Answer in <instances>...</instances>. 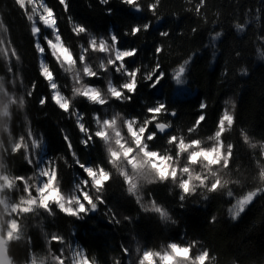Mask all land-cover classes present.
<instances>
[{"label": "trees", "instance_id": "16d2710c", "mask_svg": "<svg viewBox=\"0 0 264 264\" xmlns=\"http://www.w3.org/2000/svg\"><path fill=\"white\" fill-rule=\"evenodd\" d=\"M44 3L53 8L62 38L73 50L78 65L80 45L87 48L88 40L93 38L97 45L103 38L107 46L102 51H89L87 59L93 66H98L102 60L114 59L119 49L113 50L110 36L115 33L119 37V48L137 49L136 55L125 61L129 70L140 68L143 77L152 71L157 60L163 67L164 79L155 88H149L150 82L141 79L130 101L113 99L101 106L77 97L73 103L80 113L85 114L89 127L96 128L93 112L99 113L101 119L117 110L127 117L143 119L147 115L146 108L160 101L166 104L169 113H176L175 116L165 113L160 117L161 122L172 125L170 135L198 140L208 146L216 138L214 133L220 115L227 102L232 101L235 126L224 133L221 143L228 150L227 160L229 146L233 144L234 150L230 165L208 162L207 166L201 164L197 167L195 193L185 196L183 201L179 200L180 190L171 180L142 187V202L146 203L148 193H151L168 210V217L143 211L135 199L124 192L123 179L118 175L105 185V203L100 204L95 213L88 212L78 219L61 212L53 204L50 212L33 206V211L17 214L18 238L14 232L11 243L7 241L12 264H59L61 259L65 264H71L72 251L76 248L85 250L87 260L92 264H139L146 250L163 254L169 251L170 242L194 245L193 258L181 259L180 264H197L195 257L203 249L211 254L205 258L208 264H264V193L258 194L235 219L227 211L236 197L245 192L264 190V147H254L264 146V58L259 56L264 52V0H204L199 12L196 6L200 0H160L155 14L148 10L154 0H138L143 11H135L120 0H110L107 5H102L100 0H67V11L59 0H44ZM32 7L27 5L25 11L16 0H0V23L4 25L0 28V40L4 41L0 44V75H4L3 82L17 101L7 103L10 116L6 115L4 125L10 124V133L4 132L3 128L0 132V139L4 141V147L0 148V160L4 165L1 171L10 177L30 176L28 184L33 189L32 196H37L36 188L40 182L37 165L53 160L54 168L58 167L61 191L69 197L79 196L80 190L75 185L87 177L75 164L61 129L70 136L80 161L86 165L110 166L101 141L94 138L88 147L81 145L82 134L75 120L51 100L48 84L40 75L39 57L30 33L33 22L27 20V15H32ZM109 8L110 13L106 10ZM68 17L84 25L90 35L87 32L79 36L73 33V24L69 23ZM36 19L37 13L34 15ZM144 23L152 25L148 31L135 36L124 35L132 27ZM237 23L244 24L245 28L238 31ZM161 31H168L170 35L161 37ZM216 32H221V37L211 41L210 37ZM44 36L51 37L52 30L41 25V41ZM157 46L163 48L159 54L155 53ZM4 47L15 48L20 56L18 62L11 58L12 73L7 72L9 60L3 56ZM189 57L192 59L187 67L186 83L178 85L170 73ZM43 58L49 63L64 94L70 95L71 77L63 72L49 51ZM243 68L247 69L246 74L240 73ZM17 73L22 76L23 84L17 81L13 86L8 83V78ZM109 75L117 85L125 79L123 73L110 67L108 73L90 78L87 83L103 88ZM33 82L35 91L21 108L19 97L21 94L27 97ZM42 96L49 97L44 106L39 104ZM201 102L207 105L203 110L206 120L190 134L188 129L201 113ZM239 128L247 132V143L242 141ZM150 130L156 131L154 125ZM39 135L44 136L45 144L36 154L32 141ZM19 136L24 137L27 147H20L13 155L11 145ZM168 136L157 133L149 142L150 149H159L161 154L170 152L176 157L175 147L167 144ZM29 155L32 165L26 162ZM215 182H220L222 187L217 192H209V186ZM85 190L96 202L91 187ZM228 191L234 193L233 197L227 196ZM0 196L12 205L19 203L20 197H27V193L24 185L16 182L11 188L0 191ZM0 205L1 232L5 236L9 216L3 204ZM112 212H115L119 224L110 222ZM213 216L216 217L215 223L211 222ZM54 235L61 236L65 242L51 243ZM122 248H126L127 253ZM155 264H162L158 257Z\"/></svg>", "mask_w": 264, "mask_h": 264}, {"label": "snow or ice", "instance_id": "6c2138e0", "mask_svg": "<svg viewBox=\"0 0 264 264\" xmlns=\"http://www.w3.org/2000/svg\"><path fill=\"white\" fill-rule=\"evenodd\" d=\"M60 4L64 6L65 11H67V0H59ZM110 2V0H106V3H100L102 5H107ZM120 2L130 8H132L135 11H143V8L141 5L138 3V0H120ZM160 0H154V3L149 5L148 10L151 11L153 14L156 13L157 8L159 6ZM17 5L22 9L27 11V5H32L31 13L32 15H27V20L32 21V25L30 28V33L33 38V46L36 50V53L38 54L39 57V71L40 75L44 78V80L47 82L50 94H51V100L61 109L63 112L67 113L70 118H73L75 120V124L77 128L79 129L81 135V140H83L85 143L83 144L85 147H88L92 142L94 138H98L99 132L94 130L92 127H89L88 124L85 121V114L80 113L78 109H76L73 101L71 104H68L65 101V94L61 89V86L59 82L57 81L55 74L53 70L51 69L49 63L45 61L44 54L47 51L51 53V55L55 58L56 56H61L60 53V44L61 41H63L64 44H66L62 38V35L59 31V27L57 24V20L54 18V11L53 8L48 6L46 3H44V0H40L39 4H37V0H16ZM204 0H200V3L196 6V11L199 12L200 8L203 6ZM40 9L42 11L40 12V15L38 16V19L34 20V15L37 13ZM109 13L111 12V9H106ZM69 23L73 24L72 31L73 33H79V35L83 33H88V36L90 33L86 31V27L80 23L72 21L71 17H68ZM42 22V24H41ZM39 25V26H38ZM41 25L44 27H47L52 30V36H44L43 41L44 43L41 42L40 34H41ZM146 25V27H145ZM150 23H144L143 25H136L131 28L130 32L126 31L124 32V35H131L135 36L138 33L142 31H148L151 28ZM236 29L238 31H242L245 28L244 24L237 23L235 25ZM196 29H193V32H195ZM161 37H168L170 33L168 31H161L159 33ZM222 33L221 32H216L214 35L210 37L211 41H216L219 37H221ZM113 36L115 37V48L113 49L114 51L116 49H119V51H116V56L114 57V65L112 67H115V70H117L121 64L125 66L127 69V75L124 74V70L121 69L120 73H123L125 75V81H128V83L124 84V87L120 90L121 93L123 94L121 96V99H123V96L128 97V101L132 99V94H135L137 91L138 84L141 82V79L144 81L150 82L148 84L149 88H155L157 84L160 83L161 80L164 79L165 73L163 71V67L160 64V62L157 60L155 63V66L153 67L152 71L149 72L146 76L141 77V69L140 68H135L129 70L126 65L125 61L129 57H133L137 53L136 48H126V49H121L118 47L119 44V37L113 33L110 36V39L113 41ZM88 40V43L89 44ZM10 43V42H9ZM93 46H98L101 49H106L107 46L105 43L99 42V45H97V41H92ZM0 44H4V41ZM46 45V47H45ZM81 52L84 51V48H81ZM91 51V49H89ZM163 51V48L160 46H157L155 49V53L159 54ZM259 51V50H258ZM55 54V55H54ZM239 55V53H237ZM3 56L9 60V68L12 69L11 66V58H15V60L18 62L20 60V56L18 55L17 51L15 48H11L9 50L8 47L3 48ZM259 56L261 58H264V52H260ZM191 57L188 59L183 60L181 64H179L173 71H171L170 75L172 79H174L175 83L178 85H183L186 83V72H187V67L191 62ZM56 60V58H55ZM77 60V59H76ZM43 62V63H41ZM61 62H63V59L61 57ZM65 67H69L68 65H65ZM51 69L49 72L48 70ZM13 70V69H12ZM47 73V75H46ZM241 74H246L247 69L243 68L240 70ZM94 77V76H93ZM91 77V78H93ZM75 79V77H74ZM35 82L31 85V93L35 91ZM82 91H87L86 88H78L77 92H82ZM115 91V90H114ZM119 94V93H117ZM49 97L48 96H42L39 100V104L41 106H44L48 102ZM207 108V105L203 102L199 104V109L201 110V113L198 115V118L195 121V124L188 129V132L195 133L197 129L205 122L206 120V115L203 114V110ZM235 105L232 106L231 111L229 108L226 106L222 112V115H220L218 122H217V130L215 131L214 135L217 139V142L220 143L223 141L222 137L224 133L227 130H231L235 126ZM146 113L145 117L143 119H138L135 122H130L131 127L136 135H141L142 133V139H141V144H142V150L145 152V158L144 160H139L136 159L135 156H133V166L139 168L142 167L143 164L148 160L149 157L155 156L156 154L153 153L150 149L149 142L154 140L157 135V131L159 133H165L167 129L172 127L171 124L166 123V122H161L160 117L162 114H169L172 116H175V112H168V108L166 107V104L164 102L156 101L153 106H149L146 108ZM77 121H79L80 125H83V128L87 129V131H82L80 127L77 125ZM145 121L147 123L145 124ZM154 125L156 131H151L150 128L151 126ZM159 125V126H158ZM96 128H100V125L97 124ZM61 132L64 135V140L65 143L68 146V149L70 151V154L75 162V164L83 170V172L86 174V179H83L84 181H87V185L81 184V188L84 189V191H80L78 195L81 198V203H80V208L79 209H68L66 207H58L57 204L49 202L47 205L41 206L42 209L48 210L49 212L51 211V206L54 204L61 212L66 213L69 216L75 217V218H82L84 214L88 213L90 210L91 211H96L99 207L100 204L105 203L104 199L97 200L96 202H93L90 193L87 192L85 189L89 188L92 186V178L99 176V179L96 180L97 186H100L103 184L105 181L108 180V176L106 172H102L101 169L97 165H86L82 161H80L79 156L77 155V152L73 147V144L71 142L70 136L67 134V132L64 129H61ZM239 133L242 141L244 143L248 142V134L245 131L244 128H239ZM152 136L151 139H149V136ZM91 137V139H89ZM167 141L171 142V145L175 147L176 153L179 152L181 156H188L190 159L193 161V164H195L198 160V157L200 156L201 153H204L206 150L200 145L199 141L192 140V139H186L183 136L176 135V134H171L167 137ZM45 144L44 136L39 135L32 141V146H34L37 150L41 149L43 145ZM146 144L148 145L147 149H143V145ZM82 145V144H81ZM254 147H264V146H254ZM230 151H229V158L231 160V156L234 150V145L229 146ZM216 151H219V148L215 149ZM73 152H75V155H73ZM174 158V157H173ZM29 160L32 161L31 155H29ZM79 161V163H77ZM226 164L230 165L229 160L224 161ZM55 161L53 160H48L45 163V166L43 169H41L40 172V186H43L45 183L49 181L51 178L53 184L58 178V167L54 168ZM39 166V165H37ZM190 169L185 168L184 172L188 173ZM47 171V175H43L41 173ZM172 175V176H177V169L169 173L167 169H165L163 172L160 173L161 178H166L167 176ZM18 183H22V181H17ZM136 185L133 183L132 188L135 189ZM222 187L220 182H215L211 184V186L208 188L209 192H217L220 188ZM181 188L183 191L188 194L191 190V184L189 180H184V183L181 184ZM29 191H33L32 188L29 189ZM260 193H264V190H254L251 192H245L239 197L235 198V203L231 205L227 209L229 215L231 216L232 219L237 218L246 208V206L251 203V201ZM85 195H88L90 199H85ZM234 193L232 191L227 192V196L233 197ZM183 207V203L180 205ZM23 207V206H22ZM153 212L163 216L165 209L163 208H153ZM23 215L26 214L21 210V208H17L15 211H12V216L16 217V219H11V221H18V215ZM129 221L131 220L130 217H127ZM216 217L213 216L211 217V222L215 223ZM110 222H115L116 224H119L120 221L119 219L116 218L115 212L111 213V218ZM10 231L7 233L8 236V243H11L13 237V232L16 233V237L18 238L19 235V225L16 223H11L8 225ZM51 243L55 242L58 244H62L65 241L63 238L59 235H54L51 238ZM194 245H188V244H180L177 242H170L168 245L169 251L166 253H159V252H153L151 250H146L143 255L142 259L145 262V264H155L156 258L158 257L159 260L162 262V264H177V262L181 259H188V258H193L192 257V251H193ZM124 253H127L126 248H122ZM210 252L207 249H203L200 254H198L195 259L197 260V264H200V261L202 260L204 264H208L207 260L205 257L210 256ZM60 256H63V252H60ZM84 257L87 258V254L84 250ZM59 264H65V262L61 259Z\"/></svg>", "mask_w": 264, "mask_h": 264}, {"label": "clouds", "instance_id": "9594fccd", "mask_svg": "<svg viewBox=\"0 0 264 264\" xmlns=\"http://www.w3.org/2000/svg\"><path fill=\"white\" fill-rule=\"evenodd\" d=\"M101 3H106V0H101ZM146 27V25H145ZM0 28H4V25L0 23ZM88 31V30H86ZM77 36H79V33H75ZM264 39V38H262ZM92 41H96L95 38L91 39L89 41V45L87 48L84 47L83 44L80 45V49L84 48V51L79 53V65L77 64L76 57L73 54V50L71 47H69L67 44H64L63 41H61L60 44V53L61 56H56V61L59 64L60 68L63 70L64 73L68 74L71 77V94L65 95V101L68 104H71L73 100H75L77 97H83L85 98L90 104H97V105H106L110 100H119L121 102L128 101L127 96H123V99H121V96L123 95L121 93V89L124 87L125 83H128V81L123 80L119 85L113 82L112 76L109 75L108 78L105 81V86L102 88L99 85H93L87 83V80L91 77H99L101 73H108L110 70V67L114 65V59L110 58L106 61H100L98 66L94 67L91 61L87 59L89 54V49L93 52L102 51L103 49L99 48L98 46H93ZM3 40H0V43H2ZM99 42L106 43V41L101 38ZM112 47L115 48V37L113 36V44ZM55 55V54H54ZM61 57L63 59V62H61ZM43 63V62H41ZM65 65H68L69 67H65ZM121 69L124 70V74L127 75V69L123 64L120 65V67L116 70V72L120 73ZM49 72L51 69L48 70ZM8 73H12L13 70L11 68H7ZM47 75V73H46ZM75 77V79H74ZM4 75H0V93H3V96H0V105L4 103L13 104L17 103L14 94L8 91V87L5 85L4 81ZM19 81L21 84H23L22 76L17 73L14 74L11 78H8V83L15 86L16 82ZM78 88H86L87 91L77 92ZM115 90V91H114ZM119 93V94H117ZM31 87H29L27 91V97H25L23 94L19 97V105L21 108H23L28 100V97H31ZM3 115H9L10 112L5 113L4 111L0 110V116ZM92 118L94 125L99 124L100 128H95L97 132H99L98 139L101 141V146L103 148L105 158L107 160V164L110 166V168H105L102 164H97V166L101 169L102 172H106L108 176V180L105 181L100 186H97L96 180L99 179V176L92 178V186L91 191L93 195H95L96 200H101L103 198V193L106 191L105 185L108 181L114 179L117 175L119 178L123 179L124 182V192L127 193V195L133 197L135 199L136 204L140 206V208L147 212V211H153V208H163L165 209L163 217H168L170 213L168 210L164 207L163 204L158 203L153 197L151 193H148L147 202H142L144 192L141 188V181L140 178H144L147 180L148 185H154L157 183H164L165 181H173L176 183V186L180 190L179 200L183 201L185 199V196L194 194L196 190V184L193 183L191 190L188 194H186L183 189L181 188V184L184 183L183 179H178L177 176L169 175L166 178H161L160 173L163 172L165 169L169 171V168H171L172 171L176 170L177 167H179V161L177 160L175 164H169L166 163V161H172L174 158L171 155V153L167 154H161L159 149H151L153 153H155V156L149 157L148 160L143 164L142 167H135L133 166V156H135L136 159L144 160L145 158V152L142 150V133L141 135H136L131 127L130 122H135L139 118L136 116L127 117L124 115L123 112L117 110L114 114L105 115L103 119H101V115L99 113L93 112ZM147 121H145V124ZM78 127L82 131H87V129L83 128V125H80L79 121H77ZM159 126V125H158ZM0 127L3 128L4 132L10 133L11 128L10 124L6 125H0ZM125 132H127V136H125ZM32 133L29 131V137L31 138ZM152 136H149V139H151ZM91 139V137H89ZM85 142L83 140L80 141V144H84ZM167 144L171 145L170 141H167ZM4 147V141L3 139H0V148ZM20 147H27V145L24 143V137L19 136L15 143L11 145V152L13 155L17 154L20 150ZM148 145L144 144L143 149H147ZM141 153H143L141 155ZM73 155H75V152H73ZM176 156L179 157L180 153L177 152ZM2 159V158H0ZM229 162L231 161L230 158H228ZM26 162L29 165H32V161L27 159ZM79 163V161H77ZM193 161L190 159L187 160L184 167L180 168L181 173L184 172L185 168L192 169L193 168ZM227 166V165H225ZM4 165L0 163V168H3ZM115 170V172L113 171ZM43 175H47V171L41 173ZM194 174V173H193ZM31 177H25L23 175H18L14 177H10L7 174L0 173V181H3V183H0V190H3L5 187L11 188L18 180L22 181V184L24 185V192L27 193V197H20L19 203H14L11 205L12 211H15L18 207L21 208V210L25 213H29L33 211V206H43L47 205L49 202L57 204L58 207H66L65 206V195L61 191L59 181L57 180L55 184H53L51 178L47 183H45L43 186L36 188L37 196H32L31 191L29 189L31 186L28 184V179ZM191 179V177H189ZM135 184V189L132 188V184ZM81 184L87 185V181L81 180L80 183H77L75 185V188L84 191V189L81 188ZM210 187V186H209ZM88 192V191H87ZM169 195H171V192L169 191ZM37 197H38V205H37ZM85 199H90L88 195H85ZM80 197L79 196H73L72 201L79 203ZM4 202V197L0 196V203ZM23 206V207H22ZM68 209H72L71 207H66ZM66 214V213H65ZM127 217H125L126 219ZM11 223H16L19 225L18 221H10ZM139 264H145L143 259L139 261Z\"/></svg>", "mask_w": 264, "mask_h": 264}, {"label": "rangeland", "instance_id": "374dc122", "mask_svg": "<svg viewBox=\"0 0 264 264\" xmlns=\"http://www.w3.org/2000/svg\"><path fill=\"white\" fill-rule=\"evenodd\" d=\"M39 2H40V0H37V4H39ZM41 11H42V9H40L37 12L38 16L40 15V12ZM41 42L44 43L43 41H41ZM45 47H46V45H45ZM46 52H47V50H46ZM0 96H2V93H0ZM227 103H228L227 106H228L229 110L231 111L232 106L234 104H231V103H233L232 101H229ZM9 108L10 107L7 105V103H4V104L0 105V110L4 111L5 113H7V111L9 110ZM5 123H6V115L0 116V125H4ZM1 131H2V127H0V132ZM170 133L166 134V136L167 135H170ZM124 134H125V136H127V132H125ZM200 145L206 151L204 153H201L200 154V156L198 157L197 162L193 165V168L190 169L188 173H185V172L181 173V171H180V168L184 167V165L186 164L187 160L189 159L188 156H186V155L181 156L180 155L179 157H177V156L174 157V159L172 161H166V163H169V164H175L177 160L179 161V167H177V178L178 179H183V180H189L190 181V184H191V187H192V185L194 183V178H196L197 177V174H198L197 167H199L201 164H204V166H207V163L208 162H214V163H220V164L221 163H225L224 161H227V157H228V150H227V148L221 142L218 143L216 138L208 146H203L202 144H200ZM217 148H219V151H216L215 150ZM38 150L36 148L34 149V151H35L36 154H37V151ZM142 154L143 153H141V155ZM46 162H43L42 161L40 163L39 169H38V175L39 176H40L41 169L44 168ZM0 163H2L1 160H0ZM1 170H2V168H0V173H4ZM169 171H171V168H169ZM4 174H6V173H4ZM189 177H191V179H189ZM140 181H141V188L147 184V180L144 179V178H140ZM0 183H3V181H0ZM37 187H40V182L38 183ZM5 188H8V187H5ZM3 190H0V191H3ZM81 202H82L81 201V198L79 200V203L77 204L76 202L72 201V197H69V196H66L65 195V206L66 207H71L72 209H79ZM2 204H3V208H4V211H5L6 215L9 216L8 217V223H7L9 225L11 219H15L12 216L11 204H10V202H5V201ZM0 208H1V205H0ZM96 211H91L90 210L89 212L95 213ZM9 231H10V229H9V227H7V230L5 232V236L3 235L5 237V239H6V244H7V241H8L7 233ZM71 259H72L71 260V264H92L91 262H89L87 260V258L84 257V250H81V249H78V248H76V249H74L72 251ZM200 262H202V260ZM178 264H180V263L178 262Z\"/></svg>", "mask_w": 264, "mask_h": 264}, {"label": "water", "instance_id": "95a60500", "mask_svg": "<svg viewBox=\"0 0 264 264\" xmlns=\"http://www.w3.org/2000/svg\"><path fill=\"white\" fill-rule=\"evenodd\" d=\"M172 131V127L167 129L165 133H157L161 136H164ZM0 264H12L10 254L7 250V244H6V239L3 236L1 232V208H0Z\"/></svg>", "mask_w": 264, "mask_h": 264}]
</instances>
